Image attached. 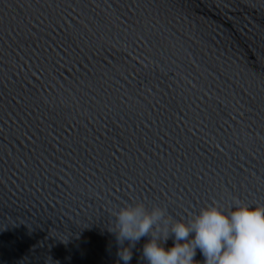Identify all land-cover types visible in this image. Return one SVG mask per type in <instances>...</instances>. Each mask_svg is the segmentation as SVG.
Here are the masks:
<instances>
[{"label": "water", "instance_id": "95a60500", "mask_svg": "<svg viewBox=\"0 0 264 264\" xmlns=\"http://www.w3.org/2000/svg\"><path fill=\"white\" fill-rule=\"evenodd\" d=\"M237 201L264 205V0H0V264H116L119 207Z\"/></svg>", "mask_w": 264, "mask_h": 264}, {"label": "clouds", "instance_id": "9594fccd", "mask_svg": "<svg viewBox=\"0 0 264 264\" xmlns=\"http://www.w3.org/2000/svg\"><path fill=\"white\" fill-rule=\"evenodd\" d=\"M116 264H129L143 237L146 264H264V205L239 201L225 212L213 203L187 222L175 220L161 206L126 204L114 212ZM173 242L166 246L168 240ZM127 241V244H125ZM197 250L203 259L197 260Z\"/></svg>", "mask_w": 264, "mask_h": 264}]
</instances>
